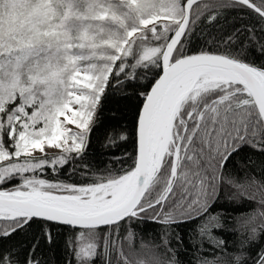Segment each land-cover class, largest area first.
<instances>
[{
    "label": "snow or ice",
    "instance_id": "1",
    "mask_svg": "<svg viewBox=\"0 0 264 264\" xmlns=\"http://www.w3.org/2000/svg\"><path fill=\"white\" fill-rule=\"evenodd\" d=\"M221 9L240 23L193 50L196 22ZM111 78L137 103L110 144L134 151L93 170L77 161ZM246 147L264 153V0H0V240L38 233L23 256L0 246V264H45L40 242L63 228L67 264H182L179 224L193 225L197 264H264V169L227 170ZM243 201L230 249L214 209ZM135 221L158 224V240L137 246Z\"/></svg>",
    "mask_w": 264,
    "mask_h": 264
},
{
    "label": "trees",
    "instance_id": "2",
    "mask_svg": "<svg viewBox=\"0 0 264 264\" xmlns=\"http://www.w3.org/2000/svg\"><path fill=\"white\" fill-rule=\"evenodd\" d=\"M219 11L222 15L218 18L217 22H213L212 24L207 23L206 16L210 15V12L205 13V15L196 22L190 40V47L193 50L204 45L208 33L216 35L221 29L227 30L233 27L234 23L236 25L240 23V21L234 22L233 17L235 13L232 9H221ZM243 23L248 24L255 22L245 19ZM132 62V59L129 58V63ZM126 71H131V69H126ZM153 71L157 70L153 69ZM136 72L140 75L143 74L142 69H136ZM119 79L123 80V75H121ZM131 91L132 90L126 83L117 84L116 78L110 79L109 86L106 88L101 103L97 108L94 126L87 137L88 147L85 155L83 160L77 161L78 164H88L93 170L103 169L113 154L133 153L134 143L132 139H129L126 143L117 142L114 145L110 144L109 139L119 133L123 126H127L129 133H131L135 116V105L137 103L135 99H126V97L131 95ZM49 156L57 155L54 154ZM249 160L251 163H248ZM128 163H131L130 159ZM262 169H264V153L247 147L244 148L239 155L235 156L227 167L230 173L235 174L238 171L246 170L248 173H255L257 178L261 176ZM253 207L254 205L247 201H243L238 205L223 203L222 208L218 205L214 209V211L226 210L227 212L225 216L226 228L225 230L218 231L216 235L225 239L230 249L239 239L237 235H234L232 231H230L236 226L235 218H240L241 214L250 212ZM132 228L136 233L137 246L141 239L152 241L158 240L159 238L160 226L158 224L135 221L133 222ZM192 228V224H179L173 226L171 229L170 239L172 246L177 249L182 264H197V259L200 256V253H198L193 246V238L191 236ZM126 229L127 225L121 229V239L125 235ZM37 234V227L33 225V227L26 232L17 233L6 240H0V246L17 248L20 250L21 256H23L27 253L28 248L34 242V236ZM74 235L75 233L67 228L59 230L53 229V243L51 245L42 239L38 253L41 255L45 264H67L71 257L66 241ZM177 235L183 240L182 244L177 243ZM210 247L211 246L207 242L204 243L205 254H207Z\"/></svg>",
    "mask_w": 264,
    "mask_h": 264
},
{
    "label": "rangeland",
    "instance_id": "3",
    "mask_svg": "<svg viewBox=\"0 0 264 264\" xmlns=\"http://www.w3.org/2000/svg\"><path fill=\"white\" fill-rule=\"evenodd\" d=\"M69 127H71V126H69ZM73 131H76V129L73 128ZM47 152L49 155H54V154L58 155L60 153L59 150H57V149H47ZM35 155L40 156L41 154L39 152H36ZM124 247H125V249H127V247H128L127 241H124Z\"/></svg>",
    "mask_w": 264,
    "mask_h": 264
}]
</instances>
